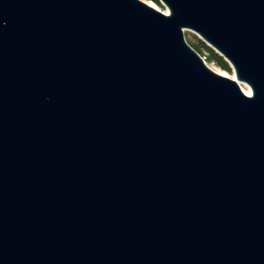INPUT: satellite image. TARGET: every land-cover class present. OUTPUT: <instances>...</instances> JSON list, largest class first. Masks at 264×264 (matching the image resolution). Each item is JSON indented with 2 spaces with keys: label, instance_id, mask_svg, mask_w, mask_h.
Returning <instances> with one entry per match:
<instances>
[{
  "label": "water",
  "instance_id": "water-1",
  "mask_svg": "<svg viewBox=\"0 0 264 264\" xmlns=\"http://www.w3.org/2000/svg\"><path fill=\"white\" fill-rule=\"evenodd\" d=\"M162 1L0 0V264H264V0Z\"/></svg>",
  "mask_w": 264,
  "mask_h": 264
},
{
  "label": "rangeland",
  "instance_id": "rangeland-1",
  "mask_svg": "<svg viewBox=\"0 0 264 264\" xmlns=\"http://www.w3.org/2000/svg\"><path fill=\"white\" fill-rule=\"evenodd\" d=\"M147 3L151 4V5H155L156 8H158L161 11H167L169 12V8L168 6L162 1V0H144ZM167 13V12H166ZM185 37L187 41L193 40V41H198V37L201 38L198 33L192 29L186 28L185 29ZM202 39V38H201ZM203 40V39H202ZM189 43V42H188ZM207 43V42H206ZM208 44V43H207ZM209 45V44H208ZM210 46V45H209ZM213 48V47H212ZM214 49V48H213ZM216 51V49H214ZM219 53V52H218ZM220 54V53H219ZM202 55V54H201ZM202 57L205 59L206 63L215 71L224 74V75H228V76H236L235 70L233 68V66L231 65V63L229 61H227L228 67H224L219 65L217 62L215 61H209L207 58V53H205L204 55H202ZM245 88H251L250 85L245 82V81H241L239 80ZM240 84V83H239ZM241 85V84H240ZM241 85V87H242Z\"/></svg>",
  "mask_w": 264,
  "mask_h": 264
},
{
  "label": "trees",
  "instance_id": "trees-1",
  "mask_svg": "<svg viewBox=\"0 0 264 264\" xmlns=\"http://www.w3.org/2000/svg\"><path fill=\"white\" fill-rule=\"evenodd\" d=\"M197 39H198L197 42L193 41V40L188 41L189 44L195 50H197L202 55L207 53V58L209 61H215L221 66L228 67L227 61L225 60V58L221 54H219L217 51H215L211 46H209L201 38L198 37Z\"/></svg>",
  "mask_w": 264,
  "mask_h": 264
},
{
  "label": "bare ground",
  "instance_id": "bare-ground-1",
  "mask_svg": "<svg viewBox=\"0 0 264 264\" xmlns=\"http://www.w3.org/2000/svg\"><path fill=\"white\" fill-rule=\"evenodd\" d=\"M152 6L155 7V5H152ZM165 12H168V10L165 11ZM233 78H235V79H236L241 85L244 84V83H241V82L239 81V79H238L236 76H233ZM242 88L244 89V91H245L247 94H249V95L252 94V89H251V88H245L243 85H242Z\"/></svg>",
  "mask_w": 264,
  "mask_h": 264
}]
</instances>
